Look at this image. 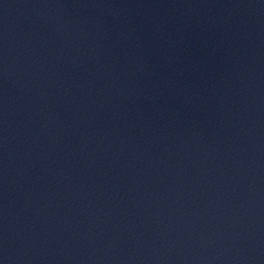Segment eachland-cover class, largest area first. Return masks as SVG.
I'll return each mask as SVG.
<instances>
[{"label":"water","instance_id":"obj_1","mask_svg":"<svg viewBox=\"0 0 264 264\" xmlns=\"http://www.w3.org/2000/svg\"><path fill=\"white\" fill-rule=\"evenodd\" d=\"M0 264H264V0H0Z\"/></svg>","mask_w":264,"mask_h":264}]
</instances>
